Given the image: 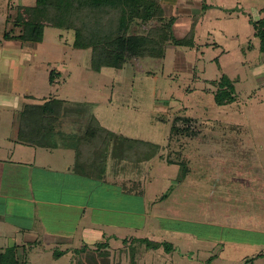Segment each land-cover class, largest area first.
Segmentation results:
<instances>
[{
	"label": "rangeland",
	"instance_id": "1",
	"mask_svg": "<svg viewBox=\"0 0 264 264\" xmlns=\"http://www.w3.org/2000/svg\"><path fill=\"white\" fill-rule=\"evenodd\" d=\"M35 2L0 0L1 40L18 32L15 21L25 19L20 8ZM160 2L163 22H135L129 30L148 38L145 56L120 70L94 71L91 50L74 47L72 30L46 27L41 43L1 41V147L18 140L13 125L23 106L45 100L85 104L106 129L157 145L140 158L138 178L121 153L111 160L108 152L109 181L116 160L121 168L129 164L122 180L143 184L130 200L117 189L97 199L137 212L144 199L145 217L107 214L111 239L90 251L81 247L71 258L61 257L69 249L54 257L24 254L26 264H264V53L253 25L264 19V0ZM225 75L237 99L218 106L217 83ZM85 129L73 119L62 124L59 148L50 151L56 164L64 154L76 162L77 153L64 148L81 141Z\"/></svg>",
	"mask_w": 264,
	"mask_h": 264
},
{
	"label": "crops",
	"instance_id": "2",
	"mask_svg": "<svg viewBox=\"0 0 264 264\" xmlns=\"http://www.w3.org/2000/svg\"><path fill=\"white\" fill-rule=\"evenodd\" d=\"M18 104L16 102L14 107ZM3 108L4 111L11 110L12 105H3ZM19 118L20 116L13 125L16 131ZM61 126L57 128L53 146ZM6 140L7 137L2 141ZM10 141L5 147L0 146V253L7 247L18 246L20 255L54 257L57 250L61 253L69 249L70 252L61 257L71 258L72 252L76 253L81 247L86 246L90 251L91 247L96 246L102 239L109 240L115 236L113 223L107 222V214L126 212L139 217L146 216L144 199L141 212L129 209L113 210L97 201L99 192L101 196H107L112 189L119 190L121 195L118 196L122 199L130 200L129 190L133 184L140 183V188L143 184L142 180L131 182L143 175L140 157L132 161L127 154L124 156V152L115 147L112 141L108 145H96L86 150L88 156L83 168L81 167L82 171L77 162L83 139L76 145L64 148L74 155L77 153L76 162L66 161L64 154V162L58 164L55 163L54 154L50 152L51 147L32 146L18 141L16 137L10 138ZM55 147L59 148L57 144ZM108 152H111V160L115 154L121 153L122 157L127 159L125 161L132 163L129 167L132 169L130 173L134 174L133 179L122 180L124 178L120 174L126 171L129 164L123 163L121 168L116 165L115 160L110 161V177L113 179L109 181L108 165H105ZM134 168L137 171H133ZM135 194L133 192V195ZM115 225L120 235L119 227L122 224ZM126 225L127 228L130 227L129 224ZM222 253H225V247Z\"/></svg>",
	"mask_w": 264,
	"mask_h": 264
},
{
	"label": "trees",
	"instance_id": "3",
	"mask_svg": "<svg viewBox=\"0 0 264 264\" xmlns=\"http://www.w3.org/2000/svg\"><path fill=\"white\" fill-rule=\"evenodd\" d=\"M160 3V0H36L34 7L20 8L19 13L25 19L15 21L18 32H5L0 43L14 39L41 43L46 27L72 30L75 33L74 47L91 50V68L94 71L100 72L104 68L120 70L130 59L145 56L148 38L145 35H130L129 30L135 22H163L165 11ZM253 25L260 39V52L264 53V19L253 21ZM234 84L226 75L217 83L214 98L218 106L231 105L236 101ZM19 116L18 140L43 148L53 146L57 128L66 120L83 122L86 129L77 162L81 171L88 156L86 150L96 145L105 146L112 141L132 161L157 148L153 143L105 129L85 104L69 105L66 101L55 100L26 103ZM134 184L129 190L131 193H136V189L140 188V183ZM21 256L18 246L8 247L0 253V264H26Z\"/></svg>",
	"mask_w": 264,
	"mask_h": 264
}]
</instances>
